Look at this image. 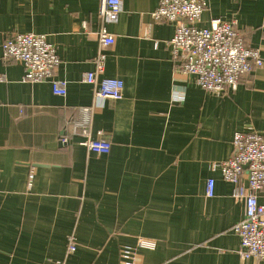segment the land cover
<instances>
[{
	"label": "crops",
	"instance_id": "0c3cea01",
	"mask_svg": "<svg viewBox=\"0 0 264 264\" xmlns=\"http://www.w3.org/2000/svg\"><path fill=\"white\" fill-rule=\"evenodd\" d=\"M159 3L122 0L107 27L115 44L103 51L99 0H0V264H119L120 249L141 238L156 243L140 251L144 264H264L240 259L233 228L245 205L211 169L231 158L235 133H264V67L227 95L202 90L177 72L174 25L152 18ZM213 19L236 21L264 61V0H208L200 27ZM25 33L55 47L65 97L50 81L26 83L23 65L3 59V42ZM100 52L101 79L124 83L118 101H95L84 82ZM84 107L109 154L81 145L74 124ZM71 235L78 246L68 255Z\"/></svg>",
	"mask_w": 264,
	"mask_h": 264
},
{
	"label": "built area",
	"instance_id": "2783aa9c",
	"mask_svg": "<svg viewBox=\"0 0 264 264\" xmlns=\"http://www.w3.org/2000/svg\"><path fill=\"white\" fill-rule=\"evenodd\" d=\"M208 0H160L152 14L155 23L173 24L174 38L169 45L172 58L182 76L193 77L202 90L216 95L235 92L242 75L264 67L259 49L245 45L244 37L237 31L236 21L213 19L208 27H200ZM122 13V0H99V43L104 51L115 44V37L108 25L115 24ZM3 59L16 61L24 67L26 83L50 81L56 96L67 95V85L56 80L54 73L60 59L53 45L44 35L16 34L2 44ZM107 56L100 52L95 59V70L86 73L84 82L94 87V99L118 101L123 97L124 83L120 79L102 78L106 70ZM183 97H179V101ZM80 118L75 122V132L83 138L81 145L98 155L109 154L111 143L93 139L88 131L92 109L80 108ZM65 145L67 140H63ZM212 171H221L225 182L233 186L232 197L245 205V216L233 231L240 238V259L264 261V206L259 196L264 194V133L237 132L232 142V156L222 164H214ZM32 177V176H31ZM215 180L209 179L206 196L215 195ZM75 235L68 237L67 254L77 251ZM154 240L141 238L135 247L120 249L119 264H144L140 251L154 249ZM56 264H66L65 261Z\"/></svg>",
	"mask_w": 264,
	"mask_h": 264
}]
</instances>
